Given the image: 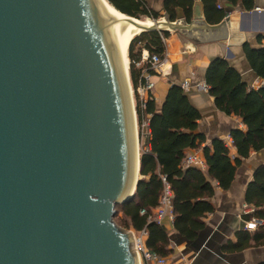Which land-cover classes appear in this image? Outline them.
Returning <instances> with one entry per match:
<instances>
[{"label":"water","instance_id":"water-1","mask_svg":"<svg viewBox=\"0 0 264 264\" xmlns=\"http://www.w3.org/2000/svg\"><path fill=\"white\" fill-rule=\"evenodd\" d=\"M105 1L0 0V264H139L113 219L140 179L126 22L202 42L230 12L146 26Z\"/></svg>","mask_w":264,"mask_h":264},{"label":"trees","instance_id":"trees-1","mask_svg":"<svg viewBox=\"0 0 264 264\" xmlns=\"http://www.w3.org/2000/svg\"><path fill=\"white\" fill-rule=\"evenodd\" d=\"M116 10L128 16L158 20L165 15L170 21L179 17L190 22L194 0H162V7L155 9L148 0H106ZM203 5L204 19L208 24H217L225 17L220 0H199ZM236 6L239 4L250 12L255 0H225ZM169 31H145L134 36L127 46L128 73L136 104L139 129L141 121L148 119L145 134L139 132L141 139L139 154V173L133 198L115 206L116 223L135 232L146 231L144 245L147 250L159 257L172 253L169 232L163 224L148 220V216L158 207L163 189L162 177L169 183L172 191V212L174 231L187 240L197 237L205 226L203 220L214 211L210 201L216 187L228 189L234 179L237 167L252 151L264 150V85L254 89L242 78L227 60L214 58L204 74L208 93L214 97L215 106L227 115L238 116L245 131L232 129L230 137L234 153L223 140L213 139L209 145L204 143V134L197 131L199 111L190 103L179 84H172L167 91L161 107L153 95L145 102L144 108L136 94V88L143 83L142 67H137L141 51L163 57L165 39ZM256 46L247 42L243 51L252 71L264 80V34L256 36ZM156 74L154 71L150 72ZM201 149L205 169L184 166L188 149ZM245 202L254 212L244 219L255 216L264 219V164L258 166L248 182ZM145 212L141 214L140 212ZM264 245V225L254 230H238L235 242L224 245L226 252H238L248 247ZM264 264V263H262Z\"/></svg>","mask_w":264,"mask_h":264},{"label":"crops","instance_id":"crops-1","mask_svg":"<svg viewBox=\"0 0 264 264\" xmlns=\"http://www.w3.org/2000/svg\"><path fill=\"white\" fill-rule=\"evenodd\" d=\"M148 1L151 5L155 4L157 9L162 7V0ZM220 5L230 12L229 24H225L226 38L194 42L182 32L181 28L170 30V36L165 39L164 73L150 76V80L154 83L152 94L158 108L161 107L172 84L180 85L185 80L190 83L191 87L185 93L190 103L200 113L197 131L203 133L205 137L201 147L209 145L215 138L224 141L230 136L232 129L245 131V126L238 116L227 115L220 111L215 106L212 95L194 87L196 83L205 81V70L214 58L221 57L227 60L250 87L257 89L264 85V80L256 76L250 68L243 51L245 42L256 46L257 34H264V0H255L250 12L244 11L239 4L232 6L225 0H220ZM162 17L164 20L165 15ZM225 145L233 154L232 140ZM195 151L203 158L200 148L188 149L186 155ZM261 164H264V150L252 151L237 167L230 187L215 188L214 195L210 199L214 211L203 218L205 226L195 239L187 240L177 234L173 229L172 221L168 218L162 222L169 232L172 249V253L166 257L167 261L174 264L184 261L192 264L264 263V245L248 247L238 252L224 250L227 242H235L236 232L244 230L239 214L243 206L247 205L245 202L247 184L252 179L254 170Z\"/></svg>","mask_w":264,"mask_h":264},{"label":"built area","instance_id":"built-area-1","mask_svg":"<svg viewBox=\"0 0 264 264\" xmlns=\"http://www.w3.org/2000/svg\"><path fill=\"white\" fill-rule=\"evenodd\" d=\"M260 8L257 10L259 11ZM256 10V11H257ZM166 60V56L164 54L163 57L158 56L157 54H149V52L145 49L141 51L139 61L135 63L137 67H142L141 71V78L143 79V83H140L136 88V94L140 100V106L143 109L145 102L152 94V90L154 88V83L150 80L151 71H154L155 73L162 74L164 73L163 66ZM180 87L185 92L187 91L191 85L190 83L185 80L180 84ZM194 87L200 91L208 93V86L203 82H198L194 85ZM133 92V89H132ZM134 93V92H133ZM141 133L145 134V129L148 126V119L144 118L141 121ZM225 144H229L231 142V137L228 136L224 140ZM184 166H193L197 167L201 170L205 169V162L204 159L201 156H198V153L191 152L185 156ZM163 183V189L161 191L160 197H159V203L158 207H156L152 214L148 216V220H153L158 224H163L162 222L165 219H169L173 221L174 215L172 212V204H171V198H172V191L169 183L166 181L164 177L161 178ZM145 211L142 210L140 213L143 214ZM254 212V209L249 205H244L240 214L239 218L243 222V229L244 230H254L258 226L264 225V219L256 218L255 216H251L249 219H244L245 215L252 214ZM134 233V231H133ZM137 235L134 238L137 254L139 255L141 264H174L172 262H169L166 260V257H159L155 255L154 253L150 252L146 249L144 245V239L146 235V231L143 229L139 232H136ZM178 264H192L189 261H184Z\"/></svg>","mask_w":264,"mask_h":264},{"label":"bare ground","instance_id":"bare-ground-1","mask_svg":"<svg viewBox=\"0 0 264 264\" xmlns=\"http://www.w3.org/2000/svg\"><path fill=\"white\" fill-rule=\"evenodd\" d=\"M105 1V0H104ZM106 2V1H105ZM106 4L109 6V8L111 10H113L119 17L121 18H125L124 15H122L120 12H118V10H115L114 7H112L110 4H108L106 2ZM162 22H165L163 19H160L159 21H155V20H151L149 18H144V19H138V23L140 25H154V24H158V23H162ZM161 27H166V26H162L160 25ZM139 32V30L135 27V25L133 24H129L126 22V25H125V33H126V50H127V46H128V43L130 42V40L135 36L137 35ZM126 63H127V66H128V63H129V60H128V57H127V51H126ZM130 89H131V93H132V88H131V85H130ZM132 96V95H131ZM133 103V102H132ZM135 117V116H134ZM135 131H136V124H135ZM137 131H136V148H137V161H138V158H139V150H138V142H137ZM139 176L136 175V178H138Z\"/></svg>","mask_w":264,"mask_h":264},{"label":"rangeland","instance_id":"rangeland-1","mask_svg":"<svg viewBox=\"0 0 264 264\" xmlns=\"http://www.w3.org/2000/svg\"><path fill=\"white\" fill-rule=\"evenodd\" d=\"M152 5H153V7H154L155 9H157V7L155 6V4H152ZM143 19H144V18H143ZM160 19H163V17H160L158 20H160ZM126 51H127V50H126ZM127 70H128V66H127ZM131 95H132V102H133V110H135V104H136L135 96H134V93H133V92L131 93ZM134 116H135L136 131H137V135H138V138H137V142H138V150H139V154H140V145H141V139H142V138H141L140 135H139L140 129H139L138 120H137V115H136V112H135V111H134ZM113 219H114L115 224H116L118 227H120V229H123V230L129 231V232L132 231L133 238L136 237L137 233H136L135 231H134V233H133V230L118 225V224L116 223V219H115L114 217H113ZM144 242H145V240H144ZM137 255H138V254H137ZM138 263L141 264V261H140L139 255H138Z\"/></svg>","mask_w":264,"mask_h":264}]
</instances>
